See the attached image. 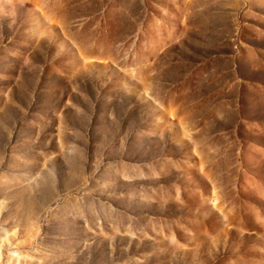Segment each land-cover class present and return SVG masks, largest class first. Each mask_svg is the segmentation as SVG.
<instances>
[{"label": "rangeland", "instance_id": "1", "mask_svg": "<svg viewBox=\"0 0 264 264\" xmlns=\"http://www.w3.org/2000/svg\"><path fill=\"white\" fill-rule=\"evenodd\" d=\"M0 264H264V0H0Z\"/></svg>", "mask_w": 264, "mask_h": 264}]
</instances>
